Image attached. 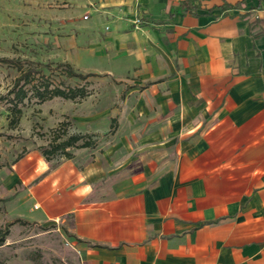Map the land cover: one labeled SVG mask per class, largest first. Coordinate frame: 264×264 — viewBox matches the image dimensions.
<instances>
[{"label": "crops", "instance_id": "obj_1", "mask_svg": "<svg viewBox=\"0 0 264 264\" xmlns=\"http://www.w3.org/2000/svg\"><path fill=\"white\" fill-rule=\"evenodd\" d=\"M182 1L102 3L151 120L137 153L83 148L29 188L81 264H264V0Z\"/></svg>", "mask_w": 264, "mask_h": 264}, {"label": "rangeland", "instance_id": "obj_2", "mask_svg": "<svg viewBox=\"0 0 264 264\" xmlns=\"http://www.w3.org/2000/svg\"><path fill=\"white\" fill-rule=\"evenodd\" d=\"M106 1L0 0V230L11 224L9 238L0 246V264L82 263L67 228L60 221L37 216L41 211H34L36 206L27 200L29 188L67 160L60 153L51 159L43 155L42 148L49 145L55 132L92 135L98 143L87 151L90 158L113 149L118 158L126 160L137 153L133 141H126L133 128L149 129L148 109L140 102L141 80L128 66L132 58L127 39L117 44L110 38L111 15L102 7ZM100 18L104 27L94 24ZM139 22L137 17V28L142 27ZM4 58L69 62L79 71L102 76L89 79L91 93L85 99L27 102L19 126L11 129L9 103L2 98L19 72L10 62L1 61ZM53 74L57 81L63 78L57 72ZM66 81L85 84L76 79ZM114 117L116 129L111 126ZM82 149L69 150L74 155Z\"/></svg>", "mask_w": 264, "mask_h": 264}, {"label": "trees", "instance_id": "obj_3", "mask_svg": "<svg viewBox=\"0 0 264 264\" xmlns=\"http://www.w3.org/2000/svg\"><path fill=\"white\" fill-rule=\"evenodd\" d=\"M201 2L202 0H184L181 2V9L185 13L198 14ZM228 8L227 5L221 6L222 10ZM1 61L10 62L19 72L13 87L2 98L9 103L7 109L9 110L8 118L11 129L19 126L24 113L23 108L27 102L36 100L37 103L41 104L54 98L73 101L85 99L91 93L87 86V83L90 82L89 79L102 76L100 73L79 71L69 62H23L7 58L1 59ZM56 72L63 76L59 81L54 77L53 73ZM70 79H76L85 82V84L72 85L66 81ZM116 123L117 119L113 118L111 124L113 129H116ZM97 143L90 134L74 133L68 135L67 131L62 130L54 133L51 142L47 147L42 148V152L47 159L53 158L58 153L63 154L67 159H71L74 155L70 152V148H95ZM21 221L23 220H17V222ZM10 225L8 224L4 230H0V246L4 245L6 239L9 238ZM75 239L81 241L77 237Z\"/></svg>", "mask_w": 264, "mask_h": 264}, {"label": "built area", "instance_id": "obj_4", "mask_svg": "<svg viewBox=\"0 0 264 264\" xmlns=\"http://www.w3.org/2000/svg\"><path fill=\"white\" fill-rule=\"evenodd\" d=\"M87 17V16H86ZM140 23V22H139ZM37 207V206H36Z\"/></svg>", "mask_w": 264, "mask_h": 264}]
</instances>
